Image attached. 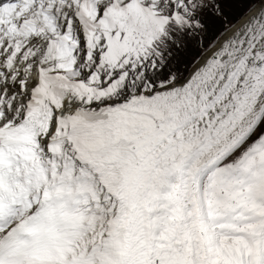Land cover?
Wrapping results in <instances>:
<instances>
[{
    "label": "snow or ice",
    "instance_id": "1",
    "mask_svg": "<svg viewBox=\"0 0 264 264\" xmlns=\"http://www.w3.org/2000/svg\"><path fill=\"white\" fill-rule=\"evenodd\" d=\"M0 264H264V0H0Z\"/></svg>",
    "mask_w": 264,
    "mask_h": 264
},
{
    "label": "trees",
    "instance_id": "2",
    "mask_svg": "<svg viewBox=\"0 0 264 264\" xmlns=\"http://www.w3.org/2000/svg\"><path fill=\"white\" fill-rule=\"evenodd\" d=\"M243 11H244V6H238L234 12V15L238 17L240 14L243 13Z\"/></svg>",
    "mask_w": 264,
    "mask_h": 264
}]
</instances>
